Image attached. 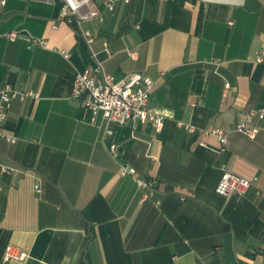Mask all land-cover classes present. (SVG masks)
<instances>
[{"label":"crops","instance_id":"1","mask_svg":"<svg viewBox=\"0 0 264 264\" xmlns=\"http://www.w3.org/2000/svg\"><path fill=\"white\" fill-rule=\"evenodd\" d=\"M103 1L71 21L62 0L0 5V91L37 94L12 97L2 122L15 141L0 138V264H264V119L253 138L234 129L264 107V0ZM101 70L148 76L163 127L84 115L72 81ZM226 169L246 193H216ZM8 245L26 257L4 262Z\"/></svg>","mask_w":264,"mask_h":264},{"label":"built area","instance_id":"2","mask_svg":"<svg viewBox=\"0 0 264 264\" xmlns=\"http://www.w3.org/2000/svg\"><path fill=\"white\" fill-rule=\"evenodd\" d=\"M63 5L60 9V18L64 21H71L77 18L87 19L91 17H99V13L94 10H87L80 12L81 8L86 7L90 0H62ZM117 0H104V7L108 10L113 9V5ZM128 2L129 0H123ZM5 0H0V5H4ZM231 24V23H229ZM87 34V33H85ZM9 40H15L18 37L17 31H10L5 34ZM90 41V39H89ZM28 42L32 46L45 47L46 42L42 39L30 37ZM65 58L68 54L62 52ZM131 57H134L135 52H130ZM261 60V57H258ZM154 88V82L140 73H130L124 77H116L113 74L106 73L103 70L98 75H90L87 72L77 73L72 81L71 97L79 103L80 110L84 115L93 117L100 113L103 118L114 124L134 123L136 121H150L154 123L156 129L159 131L163 127V119L156 110L149 106V98ZM14 96L24 98L27 96H37L32 92L18 93L5 87L0 91V138L14 142L11 137H7L2 133V122L4 121L8 103ZM264 119V107L260 109H252L248 111L244 117L238 121L234 127L235 130L243 132L249 137H255L258 128L249 127L248 122L253 118ZM207 133L215 134L222 145L226 144V137L219 129H208ZM109 152L113 158L118 156V146L112 144L109 147ZM0 172L9 173L10 170L5 166L0 165ZM118 174L120 176L130 175L134 178L139 188H146L150 185L147 180L138 178L136 171L126 164H120ZM251 185L249 179H244L233 174L229 170H224L222 177L219 179L216 186V193L227 196L229 194L243 195L246 193ZM264 245V244H262ZM264 254V251H262ZM26 257L24 252L17 250L15 247L8 245L5 248L3 261L7 262L10 259L23 260Z\"/></svg>","mask_w":264,"mask_h":264},{"label":"clouds","instance_id":"3","mask_svg":"<svg viewBox=\"0 0 264 264\" xmlns=\"http://www.w3.org/2000/svg\"><path fill=\"white\" fill-rule=\"evenodd\" d=\"M237 2H238L240 5H242L243 2H244V0H237Z\"/></svg>","mask_w":264,"mask_h":264}]
</instances>
